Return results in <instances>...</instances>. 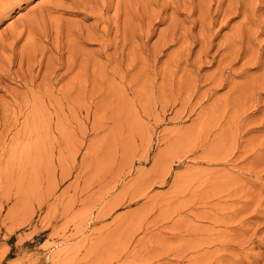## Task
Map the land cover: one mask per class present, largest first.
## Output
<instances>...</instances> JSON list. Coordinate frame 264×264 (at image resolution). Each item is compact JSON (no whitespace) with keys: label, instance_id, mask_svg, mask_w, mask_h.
<instances>
[{"label":"rangeland","instance_id":"374dc122","mask_svg":"<svg viewBox=\"0 0 264 264\" xmlns=\"http://www.w3.org/2000/svg\"><path fill=\"white\" fill-rule=\"evenodd\" d=\"M171 1L0 0V264H264V0Z\"/></svg>","mask_w":264,"mask_h":264},{"label":"bare ground","instance_id":"6f19581e","mask_svg":"<svg viewBox=\"0 0 264 264\" xmlns=\"http://www.w3.org/2000/svg\"><path fill=\"white\" fill-rule=\"evenodd\" d=\"M18 1H19V0H18ZM156 1H157V0H156ZM164 1H165V0H164ZM199 1H200V0H199ZM202 1H203V0H202ZM206 1H207V0H206ZM150 2H151V1H150ZM150 2H147V3H148V6H149V3H150ZM154 2H155V1H154ZM180 2H181V1H180ZM180 2H177V0H174V1H171V3L169 2L168 4L161 5V7H162V9H166V7L169 6V7L173 8V9L175 10V11H173V12L176 13V12H179L180 9L183 8V6H182V4H181ZM193 2H194V0H183V2H182L183 5L185 6V9H186V7H187V10H189L188 13H187V12L185 13V16H186L187 18H188L189 16H191V15H189V13L191 12L192 7L195 5V4H193ZM159 3H160V2H159ZM164 3H165V2H164ZM166 3H167V1H166ZM200 3H201V2H200ZM151 4H152V3H151ZM188 4H189L190 7L187 6ZM201 4L203 5V3H201ZM222 4H223V3L219 2V3H218V6H219V5L221 6ZM238 4H240L239 1L229 0V1L227 2L226 6L223 8V10H224V11H227L226 13H228V11H230V10L233 12L234 10H232V9H237ZM150 6H151V5H150ZM209 6H210V4H209ZM151 7H152V6H151ZM151 7H150V8H151ZM181 7H182V8H181ZM200 7H201V6H200ZM154 8H155V7H154ZM171 8H170V9H171ZM215 8H216V7H215ZM215 8H214V9H215ZM160 9H161V8H160ZM162 9H161V10H162ZM140 10H141V9H140ZM187 10H186V11H187ZM193 10H194V9H193ZM195 10H196V9H195ZM157 11H158V9H157ZM164 11H165V10H164ZM170 11H171V10H170ZM199 11L202 12V13L200 12L201 15L199 16V17L201 18L202 15H204L205 13H204V11H202V10H199ZM242 11H243V10H242ZM150 12H152L151 9H150ZM173 12H171V13H173ZM193 12H194V11H193ZM222 12H223V11H222ZM155 13H156V12H155ZM155 13H154L155 16H152V18H153V17L155 18V17L157 16V15H156L157 13H156V14H155ZM180 13H181V12H180ZM203 13H204V14H203ZM242 13H243V12H242ZM164 14H165V13H164ZM143 15H144V14H143ZM151 15H152V14H151ZM158 15H159V14H158ZM160 15H161V14H160ZM173 15H174V13H173ZM233 15H234V14H233ZM211 16H212V15H211ZM143 17H144V16H143ZM160 17H161V16H160ZM244 17H245V16H243V18H244ZM141 18H142V17H141ZM156 18H157V17H156ZM156 18H155V19H156ZM166 19H167V18H166ZM171 19H172V18H171ZM188 19H189V18H188ZM151 20H152V19H151ZM170 21H172V23L174 22L173 20H170ZM111 23H112V22H111ZM152 24H153V23H152ZM170 25H171V24H170ZM200 26H201V25H200ZM167 28H168V27H167ZM167 30H168V29H167ZM166 32H167V31H166ZM105 33H106V32H105ZM149 33H150V30H149ZM168 33H170V34H169L170 37H171V36H172V37L175 36V33H174L173 31L168 32ZM236 33H237V32H236ZM70 34H71V33H70ZM146 34H147V32H146ZM159 34H160V32H159ZM165 34H166V33H165ZM103 35H104V33H103ZM105 35H106V34H105ZM147 35H148V34H147ZM165 36H168V35H165ZM70 37H71V36H70ZM172 37H171V38H172ZM230 38H231V37H230ZM72 39H73V38H72ZM236 39H237V38H236ZM14 40H15V39H14ZM14 40H13V41H14ZM173 40H175L174 37H173ZM11 42H12V41H11ZM102 42H103V41H102ZM72 43H73V41H72ZM11 44H12V43H11ZM104 44H105V43H104ZM108 44H110V43H108ZM102 45H103V44H102ZM108 46H109V45H108ZM209 46H210V45H209ZM3 47L6 48L5 45H3L2 48H3ZM8 47H9V46H8ZM10 48H11V46H10ZM10 48H9V49H10ZM12 49H14V48H12ZM12 49H10V50H12ZM23 49H24V48H23ZM28 49H29V48H28ZM101 50H102V49H101ZM204 50H205V48H204ZM34 51H35V50H34ZM11 52H12V51H11ZM14 52H15V51H14ZM57 52H58V51H57ZM59 52H60V51H59ZM204 52H205V51H204ZM20 53H21V52H20ZM55 53H56V52H55ZM70 53H71V52H70ZM27 54H28V53H27ZM33 54H34V53H33ZM22 55H23V53H22ZM22 55H21V56H22ZM35 56H36V55H35ZM35 56H34V58H35ZM68 56H69V57H68L69 59H72V58L70 57V55H68ZM236 56H238V55H236ZM23 57L26 58V56H23ZM28 57H29V56H28ZM28 57H27V59H29ZM31 58H32V57H31ZM68 58H67V59H68ZM23 59H24V58H23ZM26 61H27V60H26ZM66 61H67V60H66ZM68 61H69V60H68ZM21 62H23V60H21ZM30 62H31V61H30ZM30 62H29V63H30ZM72 62H73V60H72ZM70 63H71V62H70ZM45 64H46V62H45ZM73 64H74V62H73ZM27 65H28V64H27ZM41 65H42V64H41ZM65 65H66V64H65ZM68 65H69V64H68ZM47 66H48V64H47ZM47 66L45 65V67H47ZM70 66H71V64H70ZM40 67H41V66H40ZM52 67H53V66H52ZM58 67H59V66H58ZM66 67H67V65H66ZM54 68H55V67H53V69H54ZM56 68H57V67H56ZM220 68H221V67H220ZM9 69H10V68H9ZM21 69H22V66H21ZM67 69H68V68H67ZM44 70H46V69H44ZM51 70H52V69H51ZM17 71H18V70H17ZM48 71H49V70H48ZM66 71H67V70H66ZM43 72H44V71H43ZM46 72H47V71H45V73H46ZM64 72H65V71H64ZM220 72H221V71H220ZM22 73H23V72H22ZM28 73H29V72H28ZM51 73H52V72H51ZM51 73H50V74H51ZM54 74H55V73H54ZM27 75H28V74H27ZM29 75H30V74H29ZM46 75H48V74H46ZM221 75H222V73H221ZM51 76H53V75L51 74ZM30 77H31V76H30ZM30 77L28 78V80L30 79ZM33 77H34V75H33ZM42 77H44V74H43ZM42 77L40 76L41 79H42ZM45 77H46V76H45ZM47 77H48V76H47ZM47 77H46V78H47ZM49 78H50V77H49ZM34 79H35V78H34ZM49 80H52V79H49ZM54 80H55V79H54ZM219 80L221 81V78H220ZM39 81L41 82V84H43V83L45 84V82L42 83L41 80H39ZM43 81H44V80H43ZM47 81H48V80H47ZM47 81H46V82H47ZM222 82H223V80L221 81V83L218 82V83H216V84H218V85L220 84V85H221ZM30 83H32V82H30ZM33 83H34V82H33ZM39 84H40V83H39ZM48 84L50 85L49 82H48ZM45 86H46V85H44V87H45ZM44 87L42 86V89H43ZM46 89H47V88H46ZM43 91H44V89H43ZM46 91H47V90H46ZM44 92H45V91H44ZM46 93H47V92H46ZM44 95H45V94H44ZM28 121H29V120H28Z\"/></svg>","mask_w":264,"mask_h":264}]
</instances>
